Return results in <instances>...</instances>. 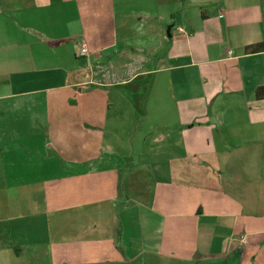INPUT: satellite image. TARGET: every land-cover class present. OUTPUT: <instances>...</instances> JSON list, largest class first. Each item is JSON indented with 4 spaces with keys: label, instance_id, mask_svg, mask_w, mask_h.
<instances>
[{
    "label": "crops",
    "instance_id": "0c3cea01",
    "mask_svg": "<svg viewBox=\"0 0 264 264\" xmlns=\"http://www.w3.org/2000/svg\"><path fill=\"white\" fill-rule=\"evenodd\" d=\"M259 42L264 0H0V264H264Z\"/></svg>",
    "mask_w": 264,
    "mask_h": 264
},
{
    "label": "trees",
    "instance_id": "16d2710c",
    "mask_svg": "<svg viewBox=\"0 0 264 264\" xmlns=\"http://www.w3.org/2000/svg\"><path fill=\"white\" fill-rule=\"evenodd\" d=\"M245 49L250 50V51H253V50L256 51V50L264 49V42L246 45ZM254 97L256 99L264 98V83L257 84L255 86Z\"/></svg>",
    "mask_w": 264,
    "mask_h": 264
},
{
    "label": "built area",
    "instance_id": "2783aa9c",
    "mask_svg": "<svg viewBox=\"0 0 264 264\" xmlns=\"http://www.w3.org/2000/svg\"><path fill=\"white\" fill-rule=\"evenodd\" d=\"M180 30H182V28L181 27H178ZM79 52L81 53V54H85L86 52H87V47H86V45L84 44V43H81L80 44V47H79ZM245 237L244 236H241L240 238H239V241L240 242H245Z\"/></svg>",
    "mask_w": 264,
    "mask_h": 264
}]
</instances>
